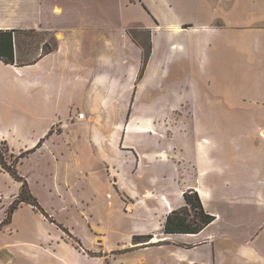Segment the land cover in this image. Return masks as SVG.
Returning a JSON list of instances; mask_svg holds the SVG:
<instances>
[{"label": "crops", "instance_id": "obj_1", "mask_svg": "<svg viewBox=\"0 0 264 264\" xmlns=\"http://www.w3.org/2000/svg\"><path fill=\"white\" fill-rule=\"evenodd\" d=\"M117 2L0 0V141L45 213L11 214L0 264H264V0ZM23 32L54 47L24 60ZM186 192L213 221L163 234Z\"/></svg>", "mask_w": 264, "mask_h": 264}, {"label": "trees", "instance_id": "obj_2", "mask_svg": "<svg viewBox=\"0 0 264 264\" xmlns=\"http://www.w3.org/2000/svg\"><path fill=\"white\" fill-rule=\"evenodd\" d=\"M14 33V31H0V61L4 64L14 63ZM149 55L150 51L148 48L147 52H144L143 55L144 64L146 63ZM21 157L23 156H20V158ZM7 173L14 181L20 183V190L18 198L9 207L6 221H9L11 214L20 204L29 205L34 209L39 210L41 214L45 215V213L40 209L37 201L31 196L26 181L19 177L14 170H8ZM183 200L184 206L180 210L173 211L166 217L163 225V234H196L213 221V217L204 213L200 200L195 192L184 193ZM191 213L192 218L188 220ZM151 239V237L134 238L133 242L136 243L139 240H144L145 243H148Z\"/></svg>", "mask_w": 264, "mask_h": 264}, {"label": "rangeland", "instance_id": "obj_3", "mask_svg": "<svg viewBox=\"0 0 264 264\" xmlns=\"http://www.w3.org/2000/svg\"><path fill=\"white\" fill-rule=\"evenodd\" d=\"M135 1L136 0H132L133 3H135ZM142 2H143V4H147L153 12H156L157 10H161L162 12L166 13V10L168 11V0H142ZM94 3H95V9H102V8L103 9H107V8L112 9L113 6H115V5L117 6V4H118L117 0H94ZM145 8H147V7L145 6ZM147 11H149L148 8H147ZM181 16L183 17V15H181ZM111 23L114 24V20H112ZM128 33L133 37V39L135 41H137L139 44H141L143 46L144 52L146 53L148 48H149V46H148L149 40H150L149 31L143 29L140 25L135 24V25H129ZM21 35H22L21 36V44H22V51H23L21 54V58L24 60L25 59H27V60L32 59L33 58L32 56H34V54L37 52L38 49L40 50V48H42L43 53H45L54 47L53 39L51 37H49V34H47V33H30V32L26 33V32H23ZM45 40L48 42L44 46H41V43H43ZM29 54H30V56H29ZM21 158L18 157L17 155L10 154L8 151L6 143L0 141V164H1V166H0V186H4L6 188V190H8L9 187L12 189L14 186V183H12L13 179L12 180H10L9 178L6 179L5 177H3V175H5V174L9 175L7 173L8 170L9 171L14 170L18 174L17 167H18L19 163L21 162ZM30 167L31 166H29L28 164H25L21 168V170L23 169V171H26V170L29 171ZM18 176L21 177L19 174H18ZM14 182L17 183V186L20 185L19 182H17V181H14ZM5 197L6 198L4 199V196H2V195L0 196V220H2L0 222V230H1L2 225H5L9 222V221L7 222L6 220H7V214L9 211V207L11 205L7 208L5 203L7 202V200L12 201V203H13L18 198V196L16 197L13 194L10 196L5 195ZM20 205H22V204H20ZM35 210H37V209H35ZM36 212L41 214V212L39 210H37ZM191 218H192V213L190 214V217L188 218V220H190ZM70 241L76 245V242L74 240H70Z\"/></svg>", "mask_w": 264, "mask_h": 264}]
</instances>
